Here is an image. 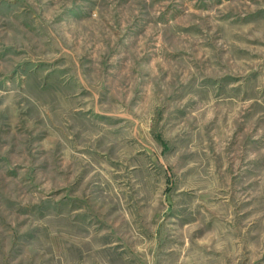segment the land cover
<instances>
[{"label":"rangeland","instance_id":"rangeland-1","mask_svg":"<svg viewBox=\"0 0 264 264\" xmlns=\"http://www.w3.org/2000/svg\"><path fill=\"white\" fill-rule=\"evenodd\" d=\"M0 264H264V0H0Z\"/></svg>","mask_w":264,"mask_h":264}]
</instances>
